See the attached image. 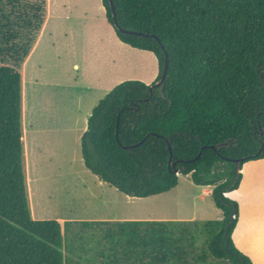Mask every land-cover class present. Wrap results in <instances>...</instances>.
<instances>
[{
    "label": "trees",
    "instance_id": "trees-1",
    "mask_svg": "<svg viewBox=\"0 0 264 264\" xmlns=\"http://www.w3.org/2000/svg\"><path fill=\"white\" fill-rule=\"evenodd\" d=\"M112 1L118 26L111 1L102 3L116 35L153 52L159 72L150 84L119 83L94 106L81 138L85 166L129 196L170 191L176 169L214 185L223 218L206 222L207 254L254 264L233 240L240 205L227 193L243 178L235 159L242 168L264 158V0ZM47 16L48 0H0V264H84L64 252L73 223L34 219L28 195L23 67ZM166 54V79L157 86ZM78 224L109 226L114 247L101 264H190L193 257L196 236L182 221Z\"/></svg>",
    "mask_w": 264,
    "mask_h": 264
},
{
    "label": "rangeland",
    "instance_id": "rangeland-1",
    "mask_svg": "<svg viewBox=\"0 0 264 264\" xmlns=\"http://www.w3.org/2000/svg\"><path fill=\"white\" fill-rule=\"evenodd\" d=\"M48 7L23 67L24 167L33 218L73 223L64 252L74 262L101 264L102 253L112 256L114 247L107 224L88 229L78 224L82 221L180 220L196 236L190 264H228L207 254L206 222L223 213L191 176L181 174L168 192L136 197L85 166L81 138L89 112L119 83L149 79L159 66L153 52L117 38L102 0H48ZM262 159L245 166L241 189L229 196L241 201V225L233 238L255 264H264Z\"/></svg>",
    "mask_w": 264,
    "mask_h": 264
},
{
    "label": "crops",
    "instance_id": "crops-1",
    "mask_svg": "<svg viewBox=\"0 0 264 264\" xmlns=\"http://www.w3.org/2000/svg\"><path fill=\"white\" fill-rule=\"evenodd\" d=\"M103 4V3H102ZM104 7V6H103ZM49 8V7H48ZM104 9H105V7H104ZM48 12H49V9H48ZM105 13H106V10H105ZM47 18H48V16H47ZM107 18V17H106ZM47 21V20H46ZM107 21H108V19H107ZM109 22V21H108ZM110 24V23H109ZM113 29H114V27H113ZM115 31V30H114ZM115 34H116V32H115ZM117 36V35H116ZM117 38H118V36H117ZM119 39V38H118ZM120 40V39H119ZM121 41V40H120ZM121 42H123V41H121ZM124 44H127V43H125L124 42ZM128 45V44H127ZM128 46H130V45H128ZM131 47H133V46H131ZM133 48H136V47H133ZM137 49H139V48H137ZM141 50H143V49H141ZM33 51V50H32ZM145 51H148V50H145ZM149 52H151V51H149ZM31 54V53H30ZM30 56V55H29ZM28 56V57H29ZM28 59V58H27ZM26 59V60H27ZM157 59V58H156ZM26 62V61H25ZM157 62H158V60H157ZM25 64V63H24ZM159 66V65H158ZM158 72H159V68H158V71H156L154 74H153V76L151 77V78H149V79H142V80H144L146 83H148V84H150V83H152L155 79H156V77H157V75H158ZM23 76H24V73H23ZM23 83H24V77H23ZM100 101V100H99ZM97 105V104H96ZM94 108V107H93ZM92 108V109H93ZM91 112H92V110H91ZM91 112H89V114H88V116H87V122H88V117L90 116V114H91ZM87 129V124L85 125V128H84V130H86ZM261 160H263L262 158L261 159H256V160H250V161H247L246 163H244V165H243V167H242V174L244 175L247 171H246V168H245V166L247 165V164H249V163H251V162H260ZM180 175H181V173L179 174V177H180ZM187 175H189V176H191L190 174H187ZM244 178V177H243ZM243 178H242V181H243ZM242 181H241V183H240V186H239V188L238 189H236V190H240L241 189V187H242ZM202 185V184H201ZM213 186V187H212ZM202 187H204V189H203V192H202V195H210V194H212V191H213V188H214V185H202ZM235 190V191H236ZM231 192V191H230ZM230 192H228L227 193V195L228 196H231L232 194L230 193ZM239 203H240V215H239V220H238V223H237V226H236V228H235V230H234V232H233V235L235 234V232H237V230H238V228H239V226L241 225V201L239 200ZM223 213V212H222ZM221 218H223V216L221 217ZM220 218V219H221ZM180 221V220H179ZM233 235H232V237H233ZM233 240H234V238H233ZM234 242H235V244H236V246H237V248H238V243H237V241L236 240H234ZM251 258V257H250ZM252 259V258H251ZM252 261H253V259H252ZM253 263H254V261H253ZM255 264V263H254ZM263 264V263H262Z\"/></svg>",
    "mask_w": 264,
    "mask_h": 264
},
{
    "label": "water",
    "instance_id": "water-1",
    "mask_svg": "<svg viewBox=\"0 0 264 264\" xmlns=\"http://www.w3.org/2000/svg\"><path fill=\"white\" fill-rule=\"evenodd\" d=\"M110 1H111L112 10H113V16H114V20H115V25L118 26V23L116 21V7H115L113 1L112 0H110ZM120 29L122 31H128L130 33L142 34L141 32H137V31H131V30H126V29H122V28H120ZM146 35H148V34H146ZM168 66H169V57H168V54H166L164 71H163V73L161 75L160 80L155 83L157 86H161V85L164 84L165 79H166V75H167ZM118 124H119V122H118ZM262 145H263V143H262ZM127 147H129V146H127ZM200 157H201V153H199L196 158L191 159L190 161H193V160L198 159ZM240 162H241L240 159H235V163H236L235 176H238L240 173H242V168L240 166ZM176 172L178 174H180V171L178 169H176Z\"/></svg>",
    "mask_w": 264,
    "mask_h": 264
}]
</instances>
